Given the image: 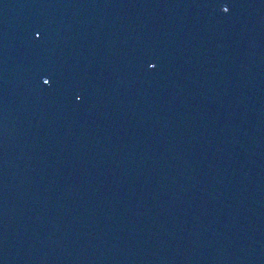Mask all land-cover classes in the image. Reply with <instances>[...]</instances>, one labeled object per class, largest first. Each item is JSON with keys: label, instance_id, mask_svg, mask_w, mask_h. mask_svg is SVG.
Segmentation results:
<instances>
[{"label": "water", "instance_id": "95a60500", "mask_svg": "<svg viewBox=\"0 0 264 264\" xmlns=\"http://www.w3.org/2000/svg\"><path fill=\"white\" fill-rule=\"evenodd\" d=\"M0 264H264V0H0Z\"/></svg>", "mask_w": 264, "mask_h": 264}]
</instances>
